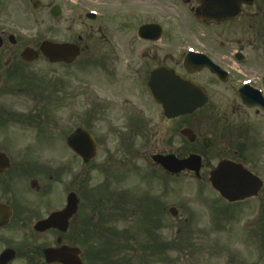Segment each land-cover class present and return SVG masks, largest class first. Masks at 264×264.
<instances>
[{
  "label": "flooded vegetation",
  "instance_id": "obj_1",
  "mask_svg": "<svg viewBox=\"0 0 264 264\" xmlns=\"http://www.w3.org/2000/svg\"><path fill=\"white\" fill-rule=\"evenodd\" d=\"M24 1L25 15L39 13L41 26L44 15L56 24L70 22L64 43L76 44L81 53L74 64L63 65L76 69L73 124L93 136L97 159L101 151L105 159L85 164L69 148V153L45 156L5 152L10 168L0 171V264H126V255L136 254L140 219L126 217L124 200L117 198L104 201L107 216L95 224L93 189L89 184L78 189L79 168L83 175L97 168L123 182L130 170H144L152 178L147 182L161 180L166 200L161 213H166V227L172 230L167 212L173 179L196 176L189 171L173 176L153 159L197 155L201 173L196 181L202 184L198 193L210 192L218 200L210 201L202 214L211 216L223 204L236 207L229 212L233 220L245 219L250 209L241 206L264 194V187L256 198L232 204L210 179L219 164L232 162L264 182V0L243 5L239 19L224 23L197 18L203 0ZM189 56L205 66L190 72L185 66ZM214 65L227 74L214 73ZM159 69L174 70L197 83L205 90L206 102L192 114L168 118L149 89ZM56 98L60 100L59 93ZM71 194L80 200L78 210L47 223L67 208ZM259 205L264 208V197ZM217 224L213 218L200 224L204 255L219 254L226 264H264V255L251 248L252 237L264 244V228L253 235H225L245 238L239 244L219 240L225 243L210 245L207 231H216ZM100 226L98 238L95 230Z\"/></svg>",
  "mask_w": 264,
  "mask_h": 264
},
{
  "label": "rangeland",
  "instance_id": "obj_2",
  "mask_svg": "<svg viewBox=\"0 0 264 264\" xmlns=\"http://www.w3.org/2000/svg\"><path fill=\"white\" fill-rule=\"evenodd\" d=\"M27 4L29 5L28 2ZM25 7L26 2L24 0H0V30L13 34L18 41L16 46L12 47L7 43L0 50V62L2 63V68H0V109L3 113V118L9 123V126L3 127L6 130L1 132L0 129V148L6 149L10 154L15 155L26 153L31 156H45L55 154V149L63 148L62 142L59 141L60 139L63 140L66 147L64 139L74 129L71 97L68 100L56 103L54 98L51 97V92L46 91V89L51 84L58 85L61 83L63 95H71L72 82L75 85L76 73H74V70L76 71V69L52 66L43 59L31 65H24L20 62L19 57L27 45L35 47L37 43L46 39L56 41L68 39L70 32H68L67 27L70 22H65L62 19L57 22V25L53 20L50 22L48 16L44 15V25L41 26L40 21L43 20L41 15L39 13H31L25 16L23 13ZM73 31H77L75 26ZM60 104L61 106L59 107ZM4 138H7V140ZM62 152L64 154L67 153L65 150H62ZM104 159L105 154L101 151L97 163L101 164ZM138 167L144 168L140 163H138ZM83 174L84 172L79 168L77 175L78 189H84L86 185L83 184V180H85L84 178H89L85 183L89 184L93 189L94 214L98 220L102 218L99 207L101 206V200H104L106 194H108V200L105 203H111L112 199H117L124 192L132 195L134 199H139L138 194L148 192L145 184H143V179L133 175L130 176L135 178L126 176L123 182L119 181L115 175L109 173L93 172L91 174L86 172L85 175ZM160 181L158 179L148 187L151 189L149 191L151 195H163ZM119 182L123 184L121 185ZM135 185L137 186L134 187ZM195 187H197L195 182L184 178L173 180L172 195L168 203L169 205L172 204V206L177 205L181 209V215L184 219L187 218L190 222H193L194 227L188 228L189 222L186 225L175 222L172 230H159L156 233L163 242L166 243V239H170L172 242L182 240L186 231L192 228L197 230V223H206L210 219L208 215L203 216L204 210L200 204L210 200L211 196L208 194L197 195ZM143 189L144 191H142ZM200 196H203L202 198L206 200L203 201ZM131 201L133 202V200ZM163 201L166 202L165 199ZM248 208L250 210L246 211L243 217H255L256 213L251 214V209L255 210V201H253V207L249 206ZM138 213L137 210L136 215L130 214L129 217H142ZM163 225L164 223L161 227ZM259 225L262 226L261 224ZM248 228H251V226L249 225ZM180 234H183V236H180ZM234 240L237 241L238 239L235 238ZM140 241L142 245L145 244L146 241L143 235ZM130 242L131 245L135 246L132 241L126 239V243ZM141 244L139 243V245ZM178 244L176 243L174 251L167 255L166 264L226 263L225 258H217V255L210 256L208 252L204 255V252L198 247L203 242L198 240L189 243L190 248L187 254L185 253V249H188L187 246L179 247ZM262 247L264 249L263 242L252 237L251 248L260 256L264 255ZM138 255H141V253L138 252ZM138 264L141 263L138 262ZM148 264L150 263L148 262Z\"/></svg>",
  "mask_w": 264,
  "mask_h": 264
},
{
  "label": "water",
  "instance_id": "obj_3",
  "mask_svg": "<svg viewBox=\"0 0 264 264\" xmlns=\"http://www.w3.org/2000/svg\"><path fill=\"white\" fill-rule=\"evenodd\" d=\"M215 1L217 4L219 3L218 0H215ZM246 1H251V0H238V7H239L241 2H246ZM237 11H239V8ZM213 12L209 13L210 17L213 19L217 18V16H213ZM201 13H205V8H203L201 10ZM225 13H229L228 16H221V17H218V19L222 21V20H225L228 18H234L237 16V13H236V10L234 7L227 9V11ZM65 47L66 46H56V45H53L50 43H46L43 45L42 50H43V52L44 51L46 52L47 56L52 61L59 60V59L68 61V59H66V58H69L73 52L70 54L65 53V55L64 54L63 55L58 54L61 51L65 50ZM67 54H68V57H67ZM37 56H38L37 53H35L34 51H32L30 49L25 50V52L22 55L23 59H25V60H33V59L37 58ZM191 93H195V91L192 89L190 83H188V84L182 83L181 81L174 78V89H173L172 100L170 98H168L167 100L164 99L165 106L167 108L170 107L173 110V112L170 113V116H177L179 114H183L185 112L190 111L191 108L196 106L197 100L193 99ZM157 97H160V94H157ZM158 160H160V159H158ZM164 161L165 160L161 161V163H164ZM190 161L194 162V159H191ZM187 164L188 163H186V162L178 164L176 167L172 168V170H174V172L179 171L181 169H184L185 166H187ZM232 181H234V179H232ZM250 194L251 193H247V194H244L243 196H249ZM238 195H240V194H238ZM240 198H242V197H240Z\"/></svg>",
  "mask_w": 264,
  "mask_h": 264
}]
</instances>
